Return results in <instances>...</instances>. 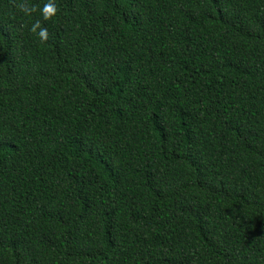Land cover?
<instances>
[{
  "label": "trees",
  "instance_id": "trees-1",
  "mask_svg": "<svg viewBox=\"0 0 264 264\" xmlns=\"http://www.w3.org/2000/svg\"><path fill=\"white\" fill-rule=\"evenodd\" d=\"M47 2L0 0V264H264V0Z\"/></svg>",
  "mask_w": 264,
  "mask_h": 264
},
{
  "label": "clouds",
  "instance_id": "clouds-1",
  "mask_svg": "<svg viewBox=\"0 0 264 264\" xmlns=\"http://www.w3.org/2000/svg\"><path fill=\"white\" fill-rule=\"evenodd\" d=\"M20 9L24 12L25 15L30 14L31 12L35 11V8H30L27 4H20ZM57 12V6L54 2V0H48L47 3H45L41 9V15L44 20H48L49 18L53 17ZM39 30V31H37ZM31 32L38 35L39 40L41 42H44L48 39L49 33L48 30L44 27H41L40 21L37 20L35 23L32 24Z\"/></svg>",
  "mask_w": 264,
  "mask_h": 264
}]
</instances>
